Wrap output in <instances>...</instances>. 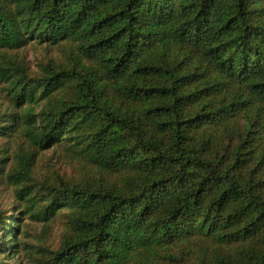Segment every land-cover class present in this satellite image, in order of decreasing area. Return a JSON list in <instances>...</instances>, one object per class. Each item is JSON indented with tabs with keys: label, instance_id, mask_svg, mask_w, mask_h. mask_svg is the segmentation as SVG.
I'll list each match as a JSON object with an SVG mask.
<instances>
[{
	"label": "trees",
	"instance_id": "1",
	"mask_svg": "<svg viewBox=\"0 0 264 264\" xmlns=\"http://www.w3.org/2000/svg\"><path fill=\"white\" fill-rule=\"evenodd\" d=\"M0 99V189L64 218L40 264H264V0H0ZM55 144L85 180L34 178Z\"/></svg>",
	"mask_w": 264,
	"mask_h": 264
},
{
	"label": "rangeland",
	"instance_id": "2",
	"mask_svg": "<svg viewBox=\"0 0 264 264\" xmlns=\"http://www.w3.org/2000/svg\"><path fill=\"white\" fill-rule=\"evenodd\" d=\"M20 55L31 72H35L41 64L50 60L62 59V54L56 48L37 45L33 41L20 50ZM234 140L235 138L233 142ZM62 153L63 151L56 144L43 150L37 161L34 178L39 181L48 180L53 184L58 179H64L70 183L85 180L84 173L79 167L65 163ZM14 191L15 187L10 185L0 189V205L3 207L4 215H9L13 219V222H10V229L18 227V230L14 232L16 241H11L10 232H5L4 236H0V243L6 246L8 255H0V261L5 264H40L44 255H48L49 251L61 244L64 218L60 215L55 223L45 227L42 221L35 220L27 214H17L18 202L14 198ZM15 217L20 218L19 222ZM12 243L16 246L9 249ZM188 245L182 243L170 246L169 250L161 249L154 259L160 264H176V261L186 264L195 263L199 254L192 252V247ZM169 253H172L170 255H174L177 260L172 259Z\"/></svg>",
	"mask_w": 264,
	"mask_h": 264
}]
</instances>
